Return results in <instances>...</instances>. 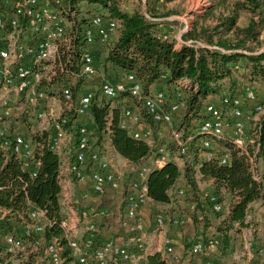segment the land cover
I'll list each match as a JSON object with an SVG mask.
<instances>
[{
    "label": "built area",
    "instance_id": "built-area-1",
    "mask_svg": "<svg viewBox=\"0 0 264 264\" xmlns=\"http://www.w3.org/2000/svg\"><path fill=\"white\" fill-rule=\"evenodd\" d=\"M0 3V122L15 116L19 108L13 107V103L17 101L37 107L36 123L43 130L40 134L47 135L45 147L61 160L58 179L62 212L59 221L62 237L48 242L45 230L52 222L42 209L28 204L27 216L20 224L5 234L0 231V264H149V257L155 254L166 264H217L218 255L213 253L219 248L220 237L217 232H210L212 227L183 242L185 255H176V242L167 229H177L185 222L190 223V219L166 215L160 209L163 205L149 197L147 179L153 169L168 162L183 170L200 137V145L196 146L203 151L194 166L196 179L201 177L198 170L203 162L216 160L220 165L227 164L228 151L218 155L213 145V141H224L248 157L252 178L260 183L255 153L247 152V145L253 142L246 128L248 116L244 105L257 114L263 112L253 88H245L240 96L225 95L218 103L206 102L203 118L196 128L189 129L184 118L186 81H179L169 96L162 88L143 93L134 73H125L117 81L102 75L92 47L117 35L118 24L114 20L91 14L79 40L76 12L64 8L60 0ZM80 41L83 47L79 46ZM70 79L88 84L97 81V91L85 89L75 99ZM54 86L67 106L64 111L70 114L60 107L46 106L45 100L54 94L51 89ZM97 92L111 101L126 94L138 103L122 107L118 125L134 140L144 141L150 147L154 140L159 142L153 145L155 156L150 162L148 158L138 163L123 159L119 164L115 159L105 158L95 146L91 120L76 124L78 118L90 116ZM71 145L72 157H61V151ZM0 150L16 156L24 169H31V177L36 176L40 161L35 157L34 145L19 133L7 132L2 123ZM80 184H88L89 188L76 195ZM185 192L184 187L174 186L169 195L183 196ZM200 192V199L208 203L213 213L223 211L221 196L206 188ZM106 199L117 205L116 219H112ZM7 213L0 209V220ZM252 219L248 211L244 222L251 223ZM253 246L251 232L243 238V248L247 252ZM263 256L264 250L259 249L256 257L259 260ZM241 257L232 255L234 260Z\"/></svg>",
    "mask_w": 264,
    "mask_h": 264
},
{
    "label": "trees",
    "instance_id": "trees-1",
    "mask_svg": "<svg viewBox=\"0 0 264 264\" xmlns=\"http://www.w3.org/2000/svg\"><path fill=\"white\" fill-rule=\"evenodd\" d=\"M64 8L70 7L76 12L77 26L80 32L88 23L90 14L108 17L118 24L117 35L105 44H98L100 54L95 56L104 77L113 81L121 79L125 73H134L139 80L143 93L151 87L166 88L168 91L179 82L186 81L183 90L186 100V118H203L202 108L211 97L222 98L228 95L224 90V81L229 82L230 97L234 94L238 75L244 84H264V52H254L252 44L259 42L264 29V0H222L218 5L224 14L217 18L218 23L211 27L190 29L181 34L182 43L173 36L172 25L167 13L160 14L159 5L175 0H151L148 15L138 9L128 12L121 9L123 0H60ZM128 1V0H125ZM1 2V0H0ZM1 4V3H0ZM215 7L209 8L206 16L214 13ZM82 11L88 13L82 14ZM245 17L244 26L239 21ZM191 41V44H186ZM79 46L83 47L80 41ZM61 79L57 80V84ZM251 87V86H250ZM219 99V100H220ZM261 101V100H260ZM135 100L123 94L111 100L98 96L92 102L90 111L91 128L94 131L96 145L108 141L110 146L123 159L138 163L144 158H154L155 150L144 141H137L119 128L122 107L136 105ZM137 103V102H136ZM259 119L246 128L253 144L247 145L248 155L255 153L256 163L261 175V182H255L249 169L248 157L234 149L230 144L225 147L229 153L226 165L218 161L203 162L198 170L200 180L204 181L209 191L229 198L222 221L216 226L222 253H228L234 236L243 229L252 228L244 222L246 213L253 203L264 206V173L260 170V161L264 160V106ZM257 114L255 111L250 115ZM108 115H111L108 123ZM144 115V114H143ZM109 130V131H108ZM32 136V135H31ZM46 134L27 137L34 145L35 157L40 165L35 169L36 176L31 177V169H24L23 163L16 156L0 150V209L8 211L0 220V231L6 233L20 224L27 216L28 204L42 209L52 226L46 227L45 239L50 242L62 237L59 221L62 218L58 179L60 157L45 147ZM196 139L193 148H197ZM38 144V145H37ZM159 142L154 140L153 145ZM40 145L43 147L40 148ZM257 147V148H256ZM192 148V149H193ZM197 159L198 154H191ZM220 155V153H218ZM194 159V160H195ZM197 162L189 161L183 170L173 162L153 169L147 179L148 195L154 203L171 206L174 203L169 191L174 186H181L185 180L186 191H192V202L183 207L192 224L204 233L211 228L205 200L200 199L194 166ZM172 218V217H170ZM264 224V218H263ZM256 232V231H255ZM65 244V241L61 239ZM68 254V249L65 255ZM149 264H166L158 254L149 257Z\"/></svg>",
    "mask_w": 264,
    "mask_h": 264
},
{
    "label": "rangeland",
    "instance_id": "rangeland-1",
    "mask_svg": "<svg viewBox=\"0 0 264 264\" xmlns=\"http://www.w3.org/2000/svg\"><path fill=\"white\" fill-rule=\"evenodd\" d=\"M221 1L222 0H175L172 2H166V3H163L162 5H159L160 10H158V13L160 14L167 13L166 19L168 21L177 22L176 25L175 24L172 25L171 31H173L172 32L173 36L177 39L178 43L180 44L182 43L181 34H183L184 32L189 31L190 29H193V28L200 30L201 27H211L218 23L217 18L220 17L221 14L226 13V12H223V8L219 7L218 5ZM228 1H231V0H228ZM150 5H151V0H128V1L123 0L121 3V9L126 10L128 12L138 9L144 15H148ZM211 7L216 8L214 10V13L210 16H206V12ZM82 14L87 15L88 13H86L85 11H82ZM245 23H246V19L245 17H242V19L239 21V25L244 26ZM186 43L188 44L189 41H187ZM191 43L192 42H190V44ZM97 45L98 44H94L92 47L95 53V56H98L100 54V50ZM251 47L253 48L254 52H264V29L261 31L259 42L256 45L252 44ZM233 81H235V84H236L235 89H234L235 91L234 94L243 95L244 89L247 88L249 84L242 83L238 75L235 76ZM96 83L97 81H93L88 84L82 80H72V79L69 80V84H70V87L72 88L75 99H77L79 95H81L85 91V89L86 90L92 89L96 92L97 91ZM228 86L230 87L229 82L225 80L224 90L229 95L231 93H230V90H228L229 89ZM250 86L249 87L253 88V90L257 93L259 100L262 101L263 106H264V84L256 83L255 85H250ZM157 88H158L157 86L155 88L151 87L150 91L153 92ZM51 89L54 92V94L49 95V97L45 100L46 106L48 107L49 105L54 106V107L57 106V107H60V109L64 111V109L67 106H65L64 101H62L61 98H59V91L55 89V86L52 87ZM162 89L170 96V91H168L165 87ZM96 95L98 96L99 99L102 98L98 95V92L96 93ZM219 99L220 98L218 97H211L208 99V101L218 103ZM135 104L138 106V103L135 102ZM244 106H245L244 108L245 114L249 115L250 119L251 117L252 118L254 117L253 121L256 122L259 119L261 114L250 115L251 113H253L252 108L247 104H245ZM13 107L19 108V110H16L15 116L9 119H4L3 121L0 122L2 123V125H4L7 132L11 134L19 133L23 135L24 137L32 138V136L36 134L38 135L43 131L42 128H38V125L36 123L37 121L35 118V112L37 110V107H29L24 103V101H17V104L13 103ZM65 111L69 113L68 110H65ZM199 120L201 119L187 120L185 118V126L188 127L189 129H194L198 125ZM84 121H90V118L89 117L78 118L76 121V124L77 125L78 123L81 124ZM253 121L250 120L247 122V128L252 126ZM3 122L5 123L3 124ZM44 127L47 129L46 125ZM213 142H214L213 143L214 149L217 152V154L221 153L223 150H227L225 147H228L229 145L228 143L224 141H221V142L213 141ZM199 143L200 141L197 142L198 145H200ZM95 146L97 147L99 152H101V154L105 156V158L115 159L119 164L122 163L123 158L119 154H117V152L110 146L108 141H102L101 144L99 145H96L95 143ZM202 151L203 150H201L200 147L191 149L189 153V156H190L189 161L197 162L198 157L197 159H195L196 157L194 158L191 154L192 152H194L199 155ZM72 154H73V146L71 145V146H66V148L61 151L60 155L61 157L66 159V158L72 157ZM150 161L151 159L148 162ZM260 170L262 173H264V160L260 161ZM180 182H181V187H184V189L186 190L185 186H183L185 185V180L181 179ZM196 182H197V187H199L202 190L205 189V187H207L204 181H201L200 179H196ZM192 198H193L192 191L191 192L186 191L183 196L172 195V200H173L172 203L174 204L171 205L170 207L163 205L160 207V209H162L164 213L168 215L169 217L183 218L186 221V219L187 218L190 219V217L187 213L182 212L181 209L183 207H188L190 202H192ZM221 200L223 203V211L221 213H213L211 210L210 211L208 210V214L210 217V225L212 227L210 231L211 233L215 231L214 228H216V226H218L219 223L222 221L223 219L222 217H224L225 209L229 204V198L224 196L223 194L221 195ZM105 205L112 213V219H116L118 217L117 205L116 204L111 205L107 199L105 200ZM256 210L260 216V220L264 218V208L258 207ZM256 219H257L256 217L253 219L252 228H251V229H254L255 227H257L256 229L257 231L254 233L255 235L252 233V241L254 243V246L252 247V249L247 252L245 251V249L243 248L242 234L240 232L239 235L234 236L233 244L231 246V249H229L228 253L223 254L220 248H218L217 251L213 253V255H219L217 256L218 261L215 259L217 261V264H249V262L245 263L244 256L241 257L240 260H234L232 258V255H248V253L250 255H257V252L259 249L264 250V224L262 222H255ZM175 231L179 232L180 237H182V240L185 243L189 242L190 240L196 238L198 235L201 234L200 227L199 229L196 228L192 224L191 219H190V223L185 222V224L178 227ZM185 248H187V246H185ZM259 260L260 261H258V264H264V256L259 258Z\"/></svg>",
    "mask_w": 264,
    "mask_h": 264
},
{
    "label": "crops",
    "instance_id": "crops-1",
    "mask_svg": "<svg viewBox=\"0 0 264 264\" xmlns=\"http://www.w3.org/2000/svg\"><path fill=\"white\" fill-rule=\"evenodd\" d=\"M127 172V171H126ZM128 173H126L127 175ZM87 188H89V185L88 184H80L76 187V195H80V193H82L84 190H86ZM62 204H64L62 202ZM258 207H263V205H261L260 203H253L250 205L249 209H250V212H251V215H252V218L254 219L255 217L257 218L255 222H262L263 223V218L260 220V216L259 214L257 213V208ZM70 208L68 207V210ZM63 210L67 211V207L63 206ZM146 212V211H145ZM252 219V221H253ZM257 227H255L254 229H243L241 231V234H242V238H244L246 235H248L249 233H255ZM176 229L173 228V227H170V229H167V232L173 236L175 242H176V248H175V253L176 255L178 256H181V255H185V252L184 250L182 249V245H183V240H182V237H180V234L179 232H176L175 231ZM108 235L112 236L114 234H111V233H108ZM255 235V234H254ZM219 256V255H218ZM244 256V261L245 263H248L249 264H257V262L259 261L258 258L256 257L257 255H250L248 253V255H242V257Z\"/></svg>",
    "mask_w": 264,
    "mask_h": 264
}]
</instances>
